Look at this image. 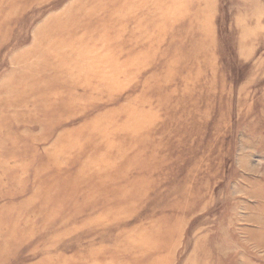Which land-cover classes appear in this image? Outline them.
I'll list each match as a JSON object with an SVG mask.
<instances>
[{
    "label": "rangeland",
    "instance_id": "374dc122",
    "mask_svg": "<svg viewBox=\"0 0 264 264\" xmlns=\"http://www.w3.org/2000/svg\"><path fill=\"white\" fill-rule=\"evenodd\" d=\"M71 262L264 264V0H0V264Z\"/></svg>",
    "mask_w": 264,
    "mask_h": 264
},
{
    "label": "bare ground",
    "instance_id": "6f19581e",
    "mask_svg": "<svg viewBox=\"0 0 264 264\" xmlns=\"http://www.w3.org/2000/svg\"><path fill=\"white\" fill-rule=\"evenodd\" d=\"M102 193H103V192H102ZM94 195H95V193H94ZM104 196H105V195H104ZM106 196H107V195H106ZM50 200H51V199H50ZM84 212H85V211H84ZM95 212H96V210H95ZM97 219H98V218H97ZM95 220H96V219H95ZM89 221H91V219L88 220V223H89ZM100 221H101V220H100ZM86 222H87V221H86ZM86 222H85V223H86ZM98 222H99V221H98ZM113 222H114V221H113ZM83 225H84V224H83ZM96 225L98 226L99 224H95V227H96ZM65 226H66V225H65ZM68 227H69V226H67V229H68ZM82 227H83V226H82ZM82 227H81V228H82ZM86 227H87V226H86ZM63 228H64V227H63ZM81 228H79V229H81ZM87 228H89V227H87ZM64 229H65V228H64ZM70 229H71V228H70ZM73 229H74V228H73ZM75 230H76V229H75ZM75 230H74V231H75ZM90 231H93V230H90ZM64 232H65V231H64ZM67 232H69V231L67 230ZM67 232H65V233H67ZM83 233H84V232H83ZM76 234H77V233H76ZM80 235H81V234H80ZM3 238H4V237H3ZM74 239H75V238H74ZM1 248H2V247H1ZM71 264H72V262H71Z\"/></svg>",
    "mask_w": 264,
    "mask_h": 264
}]
</instances>
